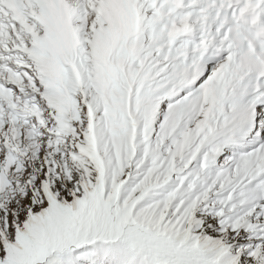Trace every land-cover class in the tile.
I'll return each instance as SVG.
<instances>
[{
    "label": "snow or ice",
    "instance_id": "obj_1",
    "mask_svg": "<svg viewBox=\"0 0 264 264\" xmlns=\"http://www.w3.org/2000/svg\"><path fill=\"white\" fill-rule=\"evenodd\" d=\"M0 264H264V0H0Z\"/></svg>",
    "mask_w": 264,
    "mask_h": 264
}]
</instances>
